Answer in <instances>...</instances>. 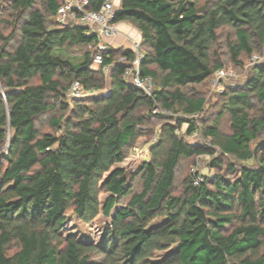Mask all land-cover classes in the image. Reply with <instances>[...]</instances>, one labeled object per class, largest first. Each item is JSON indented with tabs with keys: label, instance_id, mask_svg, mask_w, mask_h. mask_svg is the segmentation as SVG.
Masks as SVG:
<instances>
[{
	"label": "trees",
	"instance_id": "trees-1",
	"mask_svg": "<svg viewBox=\"0 0 264 264\" xmlns=\"http://www.w3.org/2000/svg\"><path fill=\"white\" fill-rule=\"evenodd\" d=\"M62 2H0V23L10 26L7 34L0 30V264H264V152L253 164L227 161L198 184L188 176L173 193L182 158L214 153L175 132L186 121L185 133H192L195 119L177 118L162 121L139 165L137 189L132 174L115 165L142 132L140 108L150 112L157 102L189 115L203 109L204 96L184 87L221 67L212 48L218 28L232 29L234 61L264 47V0H119L114 21L139 31L140 71L154 81L152 94L125 80L115 61L130 50L110 46L103 53L109 87L72 97L69 113L49 121L59 132H40L35 119L64 99L74 79L83 89L104 87V72L88 67L95 35L84 25L59 24ZM103 2L89 0L87 8ZM72 43L88 47L78 62L64 55ZM222 93L219 114H228L230 131H220L217 119L203 126L219 151L211 165L220 167L226 155L254 160L251 144L264 130V61ZM99 212L110 216L99 240L63 232L68 213L88 222ZM158 250L164 253L153 259Z\"/></svg>",
	"mask_w": 264,
	"mask_h": 264
},
{
	"label": "rangeland",
	"instance_id": "rangeland-1",
	"mask_svg": "<svg viewBox=\"0 0 264 264\" xmlns=\"http://www.w3.org/2000/svg\"><path fill=\"white\" fill-rule=\"evenodd\" d=\"M200 3H203L205 0H198ZM1 2V0H0ZM40 0H36V4L39 5ZM0 16H6L5 11H1ZM0 30L7 34L10 31V26L6 23H0ZM217 39L213 43L212 48L215 50L214 56L218 59L221 66H224L226 70H229L230 73L227 77L223 78L221 81V85L224 88L228 86H236L244 83L246 77L248 76L251 67L255 63H260L264 61V47L259 51L253 52L250 55H246L244 53L240 54L238 57L239 61H234L231 59L230 51L227 46V41L233 38L232 29L229 26H222L217 30ZM137 39L136 37H132ZM140 38V37H139ZM124 48V47H122ZM88 50V47L84 44H76L72 43L66 46V50L64 51V55L73 62H78L82 59L83 53ZM256 54L258 56V60H253V55ZM110 69L104 72V87L103 89H85L83 91L82 96L79 98H87L93 96L95 94L103 93L108 87L110 83L109 77ZM215 74L213 72L209 78L205 79L201 83L189 84L184 87V89L195 95L204 96L205 103L203 109L195 114H184L180 110H166L160 106L159 103L155 102L150 112L148 109L140 108L137 112L145 114V122L140 125V130L142 132L137 135L131 144L127 147L125 153V157L121 162L116 163L115 165L121 166L126 171L127 175L132 174V185L133 189H137L139 187V174L138 168L143 160L148 159V149L149 145L156 139L159 134V127L163 120H173L177 118H181V120L187 119H195L197 121L196 129L190 133L186 134L185 129L187 126L186 121H184L180 127L175 131L177 134L183 135L186 141L199 144L205 143L210 145L214 150L213 154L210 153H200L196 155H192L188 158H182L175 170V184L173 187V193L179 192L183 184L188 176H192L194 172L200 174L202 176H210L218 171H223L226 162L231 161L236 164H253L255 163L260 156V151L256 152L254 160H246L238 162L230 156H221L223 162L220 167L212 166L211 159L213 156L219 155L218 148L209 142V137L203 134V126L211 124L215 119L218 121V127L222 132H229V116L226 112H222V102L224 100L223 90H219L218 86L212 85V77ZM155 83L151 78L150 89L152 91L155 88ZM1 89V87H0ZM61 100L69 103L66 110H61L59 108V102ZM72 97L66 91L64 99H59L55 102V106L52 110L45 112L39 115L35 119V125L40 132H52L58 133L52 125L49 124V121L52 117L58 116L63 113L68 114L69 110L72 106ZM158 114V115H154ZM161 116V117H160ZM264 138V130L259 133L257 138L252 142L251 148L253 149L255 143ZM106 193H100L99 199L102 201ZM126 199H123L125 201ZM117 210V205L111 210V215ZM110 225V216H105L100 212L90 221L85 222L83 220L78 219L73 214L68 213L65 225L63 227V232H72L75 236H79L80 238L86 241H97L99 240L101 234L103 233L105 227ZM163 251H154L153 259L161 257Z\"/></svg>",
	"mask_w": 264,
	"mask_h": 264
},
{
	"label": "built area",
	"instance_id": "built-area-1",
	"mask_svg": "<svg viewBox=\"0 0 264 264\" xmlns=\"http://www.w3.org/2000/svg\"><path fill=\"white\" fill-rule=\"evenodd\" d=\"M88 2L89 0H63L57 8L55 18L61 25L80 24L88 27L89 31L96 38L88 67L94 70L101 69L103 72H106L110 64L103 63V53L112 46L113 37L119 33L117 21H114L116 7L112 0H104L98 9H90L87 8ZM124 48L130 50L131 57H127L125 54H119L115 61L124 66L123 76L125 80L150 96L153 92L150 89L151 77L142 75L140 71L141 60L144 56L141 48V37L137 39L128 37L127 44ZM252 57L255 61L259 59L256 54ZM229 73L230 71L226 70L224 66L219 67L212 77V85L218 86L220 91L223 90L221 81ZM66 91L71 97L78 98L82 96L84 89L80 81L74 79ZM201 179L202 175L196 172L193 173V184H198Z\"/></svg>",
	"mask_w": 264,
	"mask_h": 264
},
{
	"label": "crops",
	"instance_id": "crops-1",
	"mask_svg": "<svg viewBox=\"0 0 264 264\" xmlns=\"http://www.w3.org/2000/svg\"><path fill=\"white\" fill-rule=\"evenodd\" d=\"M115 7L118 6L119 0H112ZM119 33L113 37L112 46L114 47H125L127 44L128 37L139 38L140 33L131 23L126 20H121L117 22Z\"/></svg>",
	"mask_w": 264,
	"mask_h": 264
},
{
	"label": "water",
	"instance_id": "water-1",
	"mask_svg": "<svg viewBox=\"0 0 264 264\" xmlns=\"http://www.w3.org/2000/svg\"><path fill=\"white\" fill-rule=\"evenodd\" d=\"M264 152V138L259 139L253 147V155L255 157L257 151Z\"/></svg>",
	"mask_w": 264,
	"mask_h": 264
}]
</instances>
